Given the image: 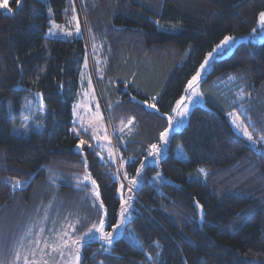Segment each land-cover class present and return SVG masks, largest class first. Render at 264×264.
<instances>
[{
  "label": "trees",
  "instance_id": "obj_1",
  "mask_svg": "<svg viewBox=\"0 0 264 264\" xmlns=\"http://www.w3.org/2000/svg\"><path fill=\"white\" fill-rule=\"evenodd\" d=\"M99 2L103 4L95 7ZM83 4L89 9L90 28L107 30L113 38L121 71L128 64L131 70H148L151 60L147 81L153 80L155 70L159 111L143 117L132 106L141 121L139 135L146 141L160 135L165 113L173 111L207 53L227 35L253 33L258 14L264 11V0H83ZM9 7L12 12L0 9V244L24 224L34 187L61 182L57 172L69 169L87 170L96 181L100 195L95 199L99 205L103 202L99 209L112 230L121 205L116 166L112 161L102 164L87 145L85 152L80 151V136L74 131L73 107L89 45L83 37L47 36L50 12L72 27L76 2L21 0L17 10L9 0ZM230 75H236L235 87L240 83L248 91L257 86L259 101L248 103L264 131V40L239 42L228 56L214 60L208 80ZM130 89L138 97L150 98ZM36 93L48 111L46 124L18 132L16 127L27 117L24 99ZM132 103L145 109L139 101ZM170 144L160 165L168 180L153 185L150 178L157 168L148 164L145 181L135 193L129 223L139 244L124 236L108 250L100 241L87 242L83 264H264V148L253 147L235 131L226 112L210 102L192 109L188 123L172 134ZM178 144L186 150L187 160L176 156ZM135 161L128 166L134 171ZM61 188V196L69 194ZM42 196L43 205L50 201Z\"/></svg>",
  "mask_w": 264,
  "mask_h": 264
},
{
  "label": "rangeland",
  "instance_id": "obj_2",
  "mask_svg": "<svg viewBox=\"0 0 264 264\" xmlns=\"http://www.w3.org/2000/svg\"><path fill=\"white\" fill-rule=\"evenodd\" d=\"M75 2L77 7H75L76 13L73 17H76V20L72 17L71 23L73 22V26L71 27L57 20L53 13L50 12V27L47 36L60 39L83 37L89 45V53L81 71L79 91L73 107V121L76 130L81 128L82 123L84 125L92 123L97 126L96 131L99 136L103 137L106 134L108 137L107 140L103 138L93 140L90 139V134H84L82 131L79 134L80 138L88 141L96 148V153L99 157L102 156L105 162L112 161L117 169L118 195L121 200L117 224L121 226L117 231L112 232L105 225L104 231L112 232L113 242L122 236L129 241L137 242L129 222L133 217L135 208L136 190L145 181L146 167L141 169V164L146 166L152 164L157 168L150 178V182L156 187L161 186L168 180L160 168L161 160L170 151L172 134L181 130L188 123L190 113L196 105L209 106L210 102L222 108L226 114L229 112L239 114L242 128H247L255 143L249 141L243 135L242 130L233 125L231 118L227 115L235 131L244 136L253 147L264 148V139H261V137H264V131L257 124L256 117L252 114V110L249 109L251 104L248 103V101H259L257 99V86L250 87L248 91L240 83L235 87L233 84L236 82V75H230L226 80H208V73L212 69L214 60L228 56L241 41H263L264 26H261L258 22L255 33L227 35L226 37L231 36L234 39L221 49H217L216 46L221 44L225 38L218 42L208 52L213 54L212 57H208V53L205 57V59L209 60L208 65L205 66L203 71L200 68L198 69V71H201V78L196 85L198 94L193 96L192 90L186 86L183 96L178 100L180 101L184 98L180 109L187 105L188 111L182 116L178 114L179 109L177 112L165 113L167 117L166 126L161 130V133L167 129V137L161 139V135H159L154 141H146L143 136L139 135L141 121L132 112V106L138 107L139 111L137 110V114L143 117L148 115V111H159L157 100L160 84L155 70H151L153 80L147 81L151 60L149 59L146 63L148 70L139 71L137 68L131 70L128 69L129 64H125L126 68L124 67V70L121 71V67H118V57H116L113 49V38L110 37L109 33L107 34V30L102 31L100 27L96 32L92 30L90 25H88L89 19L87 16L89 9L83 4V0H75ZM0 3H3V0H0ZM100 4L103 3H96L95 7L101 6ZM103 19L107 20L106 18ZM77 20L80 27L79 34L75 31ZM53 22L58 27H54ZM50 29H52V34L49 33ZM68 32H71L72 35H68ZM129 71H132V74L128 75ZM131 86L135 87L137 91L150 96V98L143 99L138 97L130 89ZM41 98V94L36 93L24 99L27 117L24 118L25 121L23 120L21 126L16 127L18 132L28 133L31 129L38 130L45 126L48 111ZM130 101H139L140 104L144 105L145 109ZM177 102L174 108L177 107ZM150 104H155L156 108L149 107L148 105ZM240 105H243V108ZM245 109H247V116L244 114ZM168 116L173 117L171 127L169 126ZM129 121H132L131 124H129ZM101 124L103 127H100ZM24 125L27 127H24ZM120 129H123L122 133L119 131ZM133 140L137 141V147ZM152 144H156L160 149L155 154V157L148 155ZM97 145H104V147L100 148ZM109 148L114 154V161L107 155ZM82 152H85L84 147ZM175 154L180 159H188V154L182 144L175 146ZM131 158H135L138 162L135 171L132 168L129 169V164L125 163ZM137 169H140L139 176L136 174ZM57 173V177H59L58 179L61 182H55L52 186L47 185L45 187L40 184L34 187L32 199L25 214L24 224L19 227L16 233H10L5 238V242L0 244V264H25L26 260L29 264H83L82 248L85 243L100 241L107 250L112 246L113 243L108 245L106 241H102L96 236H91L87 240L82 239L93 224L99 225L101 218L105 221V215L99 209L100 205L95 199L94 187L90 185V181L83 179L85 175H89L87 170L77 171L69 169ZM125 173H127V176H125ZM133 179L137 181L136 185L130 182ZM121 184L124 185L123 189H121ZM68 185L72 187H65ZM59 187H62L63 191H69L70 195L61 196L58 192ZM15 188L17 189V187ZM129 188H131V191L128 190ZM43 193L47 195L45 198L50 200L44 205L42 204ZM17 201L20 204L21 201ZM121 212L124 213L123 221ZM202 215L203 211L201 210ZM41 228L44 229L42 233L40 232ZM36 239L41 242L39 246L35 243ZM74 240L80 241L78 249L79 261L75 259L77 245L72 243ZM64 241H68L67 246L64 245ZM45 242L48 247H44ZM53 247L56 250H53ZM33 251L35 255H33ZM148 256L152 257L151 254H148Z\"/></svg>",
  "mask_w": 264,
  "mask_h": 264
},
{
  "label": "snow or ice",
  "instance_id": "obj_3",
  "mask_svg": "<svg viewBox=\"0 0 264 264\" xmlns=\"http://www.w3.org/2000/svg\"><path fill=\"white\" fill-rule=\"evenodd\" d=\"M13 2L16 4L17 10H18L20 8V6H21V0H13ZM0 9H4L7 12H12V9L9 7V0H3V3H0ZM73 19L76 20V17H73ZM258 22L261 24V26H264V11H261L258 14ZM53 26L54 27H58V26H56L54 24V22H53ZM75 31H76L77 34H79V32H80V27H79L78 20H77V23H76ZM256 31H257L256 29H253L254 33ZM49 33L52 34V29L49 30ZM67 34L68 35H72L71 32H68ZM233 39L234 38L231 37V36L225 37V39L221 42V44L217 45L216 48L217 49H221L224 45H227L229 43V41H231ZM212 55L213 54L211 52L208 53V57H212ZM208 63H209V60L205 59V61L200 65L201 71H203L205 69V66L208 65ZM201 71H198L191 78V80L187 84V88L192 90V95L193 96H196L198 94V89L196 88V85L199 83V80L201 78ZM183 102H184V98H182L180 101H178L177 102V107L173 109V112H177L178 109H179V113H178L179 115L182 116L184 113H186L188 111L187 105H185L183 107V109H180V105ZM144 103H147V102H144ZM148 106L153 108V109L156 108L155 104H150ZM240 107L243 108V105H240ZM244 114H245V116H247V109H245ZM227 115L231 118V121H232L233 125L236 126L238 129H241L242 132H243V135L246 136L249 141H252L253 143H255V141L253 140L252 135L250 133H248L247 128L246 127L242 128V124H241V121H240L239 114L234 113V112H229ZM172 119H173L172 116H168L169 126L170 127H171ZM131 122L132 121H129V124H131ZM24 127H27V126L24 125ZM100 127H103V125L101 124ZM96 129H97V126L92 124V123H89L87 125H84L82 123L81 128L79 130H74V131H77V135L78 136H79L81 131L84 134H90V139H93V140H99L101 138H103L105 140L108 139L106 134L103 137L99 136L97 134ZM119 131L122 133L123 129H120ZM160 135H161V139H165L167 137V135H168V130L166 129ZM261 139H264V137H261ZM85 145H87V147L90 149L92 154H96V148H94L93 145L91 143H89L88 141L84 140L83 138H80V141H79V144L77 145V148L82 151L83 147ZM97 147L103 148L104 145H97ZM159 151H160L159 147L156 144H152L150 146L148 155L155 157V154L158 153ZM107 155H108V157L110 159H112L114 161L115 157H114V154H113V152H112V150L110 148L107 150ZM145 159H147V157H145ZM100 161H101L102 164L105 163V161H104L102 156L100 157ZM135 162H136L135 158H131L128 161H126L125 163L130 165V164H133ZM144 167H146V165L145 164H141V169L144 168ZM200 171L203 172V169H201ZM136 174H137V176L140 175V169H137ZM125 176H127V173H125ZM83 179L85 181H90V185L94 187L95 196L98 197L100 195V193L98 191V186H96V181L95 180H91L90 175H85ZM130 182L133 185L137 184V181L135 179L131 180ZM18 186H20V182L16 181L14 187H18ZM123 188H124V185L121 184V189H123ZM128 190L131 191V188H129ZM100 207L101 208L103 207V202L102 201L100 202ZM121 218H122V221H123V219H124V213L123 212H121ZM120 226H121L120 224H116V225L111 226L112 227V232L117 231L120 228ZM104 228H105V221H104L103 218H101L100 221H99V225L93 224L92 227L88 230V232L82 237V239L83 240H87L91 236H96L98 239H100L102 241H106V243L108 245H111L113 243L112 232H105ZM43 231H44V229L41 228L40 232L42 233ZM35 243H36L37 246H39L41 242H40L39 239H36ZM67 243H68V241H64V245L65 246H67ZM72 243L77 245V255H76L75 259L77 261H79L78 249H79V246H80V241L79 240H74V241H72ZM44 247H48V244L46 242L44 244ZM53 250H56L55 247H53ZM33 255H35L34 251H33ZM42 255H43V252H42ZM61 255H62V253H61ZM25 264H29V262L26 260Z\"/></svg>",
  "mask_w": 264,
  "mask_h": 264
},
{
  "label": "water",
  "instance_id": "obj_4",
  "mask_svg": "<svg viewBox=\"0 0 264 264\" xmlns=\"http://www.w3.org/2000/svg\"><path fill=\"white\" fill-rule=\"evenodd\" d=\"M96 186H98V185L96 184ZM98 191H99V188H98Z\"/></svg>",
  "mask_w": 264,
  "mask_h": 264
}]
</instances>
